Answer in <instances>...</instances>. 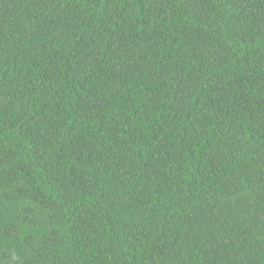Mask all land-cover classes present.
Here are the masks:
<instances>
[{
  "label": "trees",
  "instance_id": "trees-1",
  "mask_svg": "<svg viewBox=\"0 0 264 264\" xmlns=\"http://www.w3.org/2000/svg\"><path fill=\"white\" fill-rule=\"evenodd\" d=\"M0 264H264V0H0Z\"/></svg>",
  "mask_w": 264,
  "mask_h": 264
}]
</instances>
